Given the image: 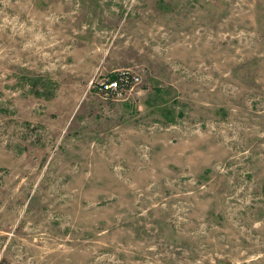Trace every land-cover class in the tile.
<instances>
[{"label":"rangeland","instance_id":"rangeland-1","mask_svg":"<svg viewBox=\"0 0 264 264\" xmlns=\"http://www.w3.org/2000/svg\"><path fill=\"white\" fill-rule=\"evenodd\" d=\"M0 264H264V0H0Z\"/></svg>","mask_w":264,"mask_h":264},{"label":"built area","instance_id":"built-area-1","mask_svg":"<svg viewBox=\"0 0 264 264\" xmlns=\"http://www.w3.org/2000/svg\"><path fill=\"white\" fill-rule=\"evenodd\" d=\"M139 78L135 75H131L127 71H122L115 78L107 79L105 83H102L99 90L104 93L106 97H118L126 88L131 84L137 83Z\"/></svg>","mask_w":264,"mask_h":264},{"label":"trees","instance_id":"trees-1","mask_svg":"<svg viewBox=\"0 0 264 264\" xmlns=\"http://www.w3.org/2000/svg\"><path fill=\"white\" fill-rule=\"evenodd\" d=\"M117 75H118V74H117ZM117 75H114V74H113V75H111L110 78H115V77H117Z\"/></svg>","mask_w":264,"mask_h":264}]
</instances>
